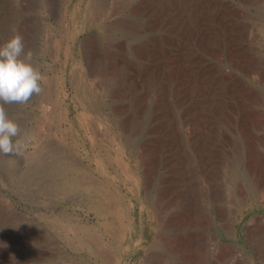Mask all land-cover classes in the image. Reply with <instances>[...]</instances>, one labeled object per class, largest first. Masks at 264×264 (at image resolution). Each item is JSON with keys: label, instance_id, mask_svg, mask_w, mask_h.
Masks as SVG:
<instances>
[{"label": "rangeland", "instance_id": "374dc122", "mask_svg": "<svg viewBox=\"0 0 264 264\" xmlns=\"http://www.w3.org/2000/svg\"><path fill=\"white\" fill-rule=\"evenodd\" d=\"M140 1L0 0V44L19 34L42 76L27 102H0L22 145L0 153V264H264V183L245 161L264 138V0H218L237 7V55L250 70L222 62L236 104L213 117L216 133L198 135L203 166L190 146L171 143L149 175L137 145L170 135L148 132L147 119L123 131L113 107L127 100L110 98L104 78L115 65L132 96L154 99L138 67L158 60L133 48L163 31L151 26L153 10L132 11Z\"/></svg>", "mask_w": 264, "mask_h": 264}, {"label": "bare ground", "instance_id": "6f19581e", "mask_svg": "<svg viewBox=\"0 0 264 264\" xmlns=\"http://www.w3.org/2000/svg\"><path fill=\"white\" fill-rule=\"evenodd\" d=\"M151 10H153L154 17L150 20L151 26L153 29L157 27L163 32L146 43L135 45L133 51L138 57L158 60L155 63H146L144 66L138 67L142 75L147 77V85L153 86V101L149 103L146 96L143 98L132 96L127 82L121 84V79L115 75L118 72L115 65H112L111 68L108 66L109 68L104 72V78L113 84L107 91L110 98L125 97L124 100H127V102L113 107L115 117L120 118V126L123 131L129 130L133 124L144 130L143 122L147 119L149 122L148 132H167L170 135L169 138L154 135L142 140L137 145L136 155L142 163L144 172H147L148 175L156 171L157 162L160 155L163 154H160L162 148L166 150V147L171 143L179 145V148L183 142L190 146L203 166L205 159L203 160L202 157L205 152L200 146V142H203L204 136L199 137L198 135L216 133L217 120L215 121L213 117L220 116L227 109L229 111L236 104L233 92L236 78L232 71H228L223 66L222 62L238 65L242 70L247 68L245 64L240 65L242 62L237 55L238 49H236L237 42L234 33L237 7L234 3L218 0H146L140 1L132 8L135 14L141 15H145ZM133 30L135 29L133 28ZM118 44L122 49L125 46L122 43ZM93 50L94 48L91 51ZM121 56L127 66L131 62L134 63L126 54L122 53ZM226 95L229 96V101L226 99ZM256 119L254 118L256 122L261 121L260 117H256ZM222 120L224 121V119ZM180 127H185L188 133L186 135L181 133ZM191 133L192 135L189 136ZM260 142L247 147L245 161L247 166L251 167L250 172L254 173L255 181L264 183V138ZM261 145L263 148L260 147ZM124 158V163L128 166L129 171L134 173L135 169L128 165L127 157ZM72 229L73 232L77 231L73 227ZM72 229H69L71 235H73ZM80 236L77 231L75 239ZM183 243L182 238L176 241L170 240L166 243V248H177ZM187 251L189 260L200 259L198 250L189 248Z\"/></svg>", "mask_w": 264, "mask_h": 264}, {"label": "clouds", "instance_id": "9594fccd", "mask_svg": "<svg viewBox=\"0 0 264 264\" xmlns=\"http://www.w3.org/2000/svg\"><path fill=\"white\" fill-rule=\"evenodd\" d=\"M32 61L33 53L25 50L19 34L0 44V102L22 104L42 91V76ZM18 132V124L0 110V153H19L22 145L13 139Z\"/></svg>", "mask_w": 264, "mask_h": 264}]
</instances>
